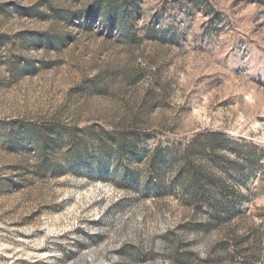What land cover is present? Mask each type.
Instances as JSON below:
<instances>
[{"label":"rangeland","instance_id":"374dc122","mask_svg":"<svg viewBox=\"0 0 264 264\" xmlns=\"http://www.w3.org/2000/svg\"><path fill=\"white\" fill-rule=\"evenodd\" d=\"M262 206L264 0H0V264L264 255Z\"/></svg>","mask_w":264,"mask_h":264},{"label":"trees","instance_id":"16d2710c","mask_svg":"<svg viewBox=\"0 0 264 264\" xmlns=\"http://www.w3.org/2000/svg\"><path fill=\"white\" fill-rule=\"evenodd\" d=\"M215 143L210 142L209 148L207 150L212 153L215 150ZM171 164L176 166V171L180 177L191 182V186L185 187V190L191 194L193 201L195 202V207H201V200H208L211 189L208 186L200 185L203 173L199 169L198 165L195 164L190 158V152H187L185 156L182 157V162L178 160H172ZM189 188V189H188ZM226 191V190H224ZM207 208L209 209V214L206 223L202 225L203 229H206L208 225H221L224 222L230 220L235 214V208L233 204L224 202L223 200H209L207 202ZM262 216H264V206H262ZM256 240V241H255ZM259 237L254 238V242H258ZM220 253L212 258H207L199 261V264H221L224 259L232 260L238 258L243 264H247V259L257 258L261 264H264V255L261 254V250L256 249L253 246V242L246 237H238L230 234L229 238L225 242H220ZM263 251V249H262ZM263 253V252H262Z\"/></svg>","mask_w":264,"mask_h":264}]
</instances>
